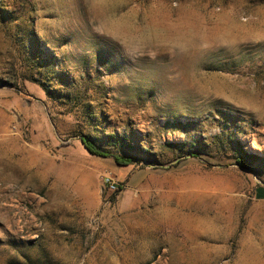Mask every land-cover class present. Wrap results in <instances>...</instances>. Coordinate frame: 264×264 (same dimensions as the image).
<instances>
[{
    "label": "rangeland",
    "instance_id": "1",
    "mask_svg": "<svg viewBox=\"0 0 264 264\" xmlns=\"http://www.w3.org/2000/svg\"><path fill=\"white\" fill-rule=\"evenodd\" d=\"M261 153L264 0H0V264H264Z\"/></svg>",
    "mask_w": 264,
    "mask_h": 264
},
{
    "label": "trees",
    "instance_id": "2",
    "mask_svg": "<svg viewBox=\"0 0 264 264\" xmlns=\"http://www.w3.org/2000/svg\"><path fill=\"white\" fill-rule=\"evenodd\" d=\"M81 142L84 146V148L92 155L101 156V157H107L110 156L113 158L114 162L119 165H127L132 162V159L129 157L119 156V155H109L104 149L99 147L94 141H92L89 138L81 137ZM247 158H254L253 154L247 155ZM238 162L241 164L242 167L247 166V160L243 158H239Z\"/></svg>",
    "mask_w": 264,
    "mask_h": 264
},
{
    "label": "built area",
    "instance_id": "3",
    "mask_svg": "<svg viewBox=\"0 0 264 264\" xmlns=\"http://www.w3.org/2000/svg\"><path fill=\"white\" fill-rule=\"evenodd\" d=\"M105 183L107 184V186H108L109 188H111V189H114V188H115V186L113 185V183L110 181L109 178H106V179H105Z\"/></svg>",
    "mask_w": 264,
    "mask_h": 264
},
{
    "label": "snow or ice",
    "instance_id": "4",
    "mask_svg": "<svg viewBox=\"0 0 264 264\" xmlns=\"http://www.w3.org/2000/svg\"><path fill=\"white\" fill-rule=\"evenodd\" d=\"M248 148H249L250 151H255V149H252L251 148V145L250 144L248 145ZM261 154L264 155V153H261Z\"/></svg>",
    "mask_w": 264,
    "mask_h": 264
}]
</instances>
